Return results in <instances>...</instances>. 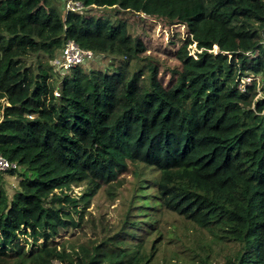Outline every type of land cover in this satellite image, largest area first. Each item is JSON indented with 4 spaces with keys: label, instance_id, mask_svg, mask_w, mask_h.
Here are the masks:
<instances>
[{
    "label": "trees",
    "instance_id": "trees-1",
    "mask_svg": "<svg viewBox=\"0 0 264 264\" xmlns=\"http://www.w3.org/2000/svg\"><path fill=\"white\" fill-rule=\"evenodd\" d=\"M68 1L0 0V264H158L173 240L169 264H264V0ZM106 7L162 24L177 64ZM68 40L94 58L58 67ZM129 162L124 220L97 216Z\"/></svg>",
    "mask_w": 264,
    "mask_h": 264
},
{
    "label": "rangeland",
    "instance_id": "rangeland-1",
    "mask_svg": "<svg viewBox=\"0 0 264 264\" xmlns=\"http://www.w3.org/2000/svg\"><path fill=\"white\" fill-rule=\"evenodd\" d=\"M95 11L96 12L101 11V13L102 12L109 13L111 16L116 15V9L114 8H107V7L98 8ZM116 16L117 17L125 16L128 19V22L131 24L133 30L141 34V36L147 34L146 36H144L150 43V49L149 51H147V54L153 56V58L161 60L165 65L177 64L176 59L169 56L167 53L161 52L157 49V46H159V44H167V41L169 40L168 31L164 28L162 24H156L153 21L152 17L148 16L143 12L135 13L133 11H126L125 13ZM163 32L165 33V36H163L162 34ZM133 64L137 65V62ZM101 65L102 62L95 64V66H99V67ZM129 163L130 164L128 171L120 175L121 181L118 183L120 184L121 187L116 196H112L108 194L107 191L104 188H102L93 198L91 202V208L94 211V213H96L97 216L101 214H106L113 221L122 222L124 220L136 184L139 181V177L136 174L137 166L132 162ZM139 167L145 170L143 166L140 165ZM157 173H158L157 171L151 173L150 174L151 178H153V176ZM20 179L21 178L19 174H15V175L6 174L4 187L11 197L19 189ZM75 189H78V186H75ZM159 216L161 218L160 225L161 227L162 226L165 227L164 228L165 234L168 237L174 236L172 235L174 230H176L179 233V235L183 237H185L184 233H188L191 230L194 231V234H197V230H195L193 226L188 222L187 224L190 226L189 227L190 230H188L187 232V230L182 225L183 218L179 217L175 213H167L165 211H161L159 212ZM147 218L148 216L145 217V219ZM166 230L168 231L166 232ZM199 234L200 232L198 233V235ZM191 240L193 241L192 238H190V241ZM186 241H188L187 237H186ZM182 248H184L183 243L177 244L175 240L169 242L166 245V248L161 251L158 264H161V262L164 259L167 260V264H169L168 261H173L176 258L174 252Z\"/></svg>",
    "mask_w": 264,
    "mask_h": 264
},
{
    "label": "built area",
    "instance_id": "built-area-1",
    "mask_svg": "<svg viewBox=\"0 0 264 264\" xmlns=\"http://www.w3.org/2000/svg\"><path fill=\"white\" fill-rule=\"evenodd\" d=\"M67 8L80 9L82 2L79 0H69L67 2ZM196 57V54L194 53ZM94 58V52L90 49L82 48L74 40H68L62 50V58L56 59L57 66L64 69H71L91 61ZM252 77L245 76L241 79L239 87L245 89L246 83H251ZM16 165L15 162L8 160L4 156L0 155V169H7L10 166Z\"/></svg>",
    "mask_w": 264,
    "mask_h": 264
}]
</instances>
